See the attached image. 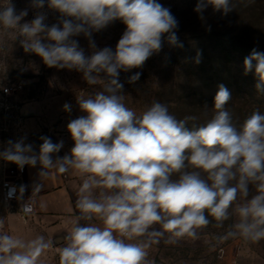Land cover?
Returning a JSON list of instances; mask_svg holds the SVG:
<instances>
[{
    "label": "clouds",
    "instance_id": "obj_1",
    "mask_svg": "<svg viewBox=\"0 0 264 264\" xmlns=\"http://www.w3.org/2000/svg\"><path fill=\"white\" fill-rule=\"evenodd\" d=\"M45 4L59 13L51 26L42 12L25 21L28 9L17 12L12 0H6L0 5V30L15 31L24 52L36 54L46 66L83 73L89 85L101 80L100 73L107 76L102 91L77 97L84 115L67 124L74 142L68 154L53 159L64 142L54 143L47 136L40 137L38 152L24 137L9 140L0 151V159L20 170L41 166V183L33 185L32 195L44 188L49 169L82 177L76 222L59 248V264H152V245L166 235L170 244L198 239V230L211 223L209 217L217 227L235 217L220 240H264V112L254 110L237 127L226 107L231 92L223 84L215 93L212 117L192 127L189 121L197 116L178 119L159 101L139 115L124 103L121 70L142 68L162 49L165 35L170 45L183 47L170 9L158 0H31L30 7L43 9ZM208 7L224 15L234 10L233 0H197L194 11L203 20ZM117 20L125 30L115 51L96 50L89 39L94 51L86 56L73 39L80 34L90 38ZM243 64L245 74L254 70L257 92L264 93V52L253 49ZM140 75L136 72L128 82L135 83ZM63 110L70 113L71 104L65 103ZM25 191L21 185L16 195L13 186L8 196L19 200ZM20 210L34 214L29 198ZM3 229L0 218V264H39L51 247L43 235L24 240Z\"/></svg>",
    "mask_w": 264,
    "mask_h": 264
},
{
    "label": "rangeland",
    "instance_id": "obj_2",
    "mask_svg": "<svg viewBox=\"0 0 264 264\" xmlns=\"http://www.w3.org/2000/svg\"><path fill=\"white\" fill-rule=\"evenodd\" d=\"M5 2L0 0V5ZM158 2L176 17V34L183 47L170 45L165 35L162 49L154 53L142 68L128 72L121 70L119 81L124 85L121 93L124 103L139 115L153 102L159 101L166 104L169 112L178 119L197 116L196 121H189L188 126L192 127L194 123L202 125L212 117L214 96L218 85L223 84L231 92L232 100L226 107L237 127L254 110L264 112V93L257 92L254 70L245 74L243 64L256 45L236 44L226 54L221 42L235 35L233 16L251 11L253 6L264 9V0H233L234 10L227 15L208 7L203 12V20L194 11L197 0ZM12 3L17 12L28 9L25 21L34 19L37 12L46 15L45 23L49 26L59 20V13L49 9L47 4L43 9H34L30 7L31 0H12ZM239 3L250 7L240 8ZM124 30L123 23L117 20L99 32H92L90 38L80 34L73 39L78 41L85 55L90 56L94 50L89 46V39L94 41L96 50L110 47L115 51ZM257 48V51L264 52ZM198 52L200 62L196 63ZM136 72L141 73L139 80L129 83V77ZM99 78L101 80L96 85H89L81 72L48 67L36 54L24 52L15 31L0 30V151L8 146L9 140L15 142L24 137L25 143L32 144L38 152L42 143L40 137L47 136L54 143L64 142L53 159L68 154L74 142L67 124L84 115L77 97L86 98L102 91V80L107 76L100 73ZM6 88L9 92H5ZM65 103L71 104L70 113L63 110ZM21 174L22 170L15 163L0 159V211L7 213L15 208L16 205L10 209L4 202L2 187L7 181L20 187ZM209 219L211 223L198 230V239L183 238L170 244L165 242L166 235L148 250V259L152 264H264V240L252 243L239 236L220 240L219 237L230 230L235 217L225 221L222 227H217L212 217ZM155 227L159 228V225Z\"/></svg>",
    "mask_w": 264,
    "mask_h": 264
},
{
    "label": "crops",
    "instance_id": "obj_3",
    "mask_svg": "<svg viewBox=\"0 0 264 264\" xmlns=\"http://www.w3.org/2000/svg\"><path fill=\"white\" fill-rule=\"evenodd\" d=\"M40 168L39 164L36 167L24 166L20 186H26V191L21 201L15 203V208L7 212V224L11 235L24 240L43 235L52 242L39 259V264H45L59 257L64 237L76 222L78 210L75 208V200L82 177L71 170L60 174L55 169H49V176L43 179L44 188L40 193L32 195L33 185L41 183L38 176ZM28 198L33 203L34 214L25 215L20 207ZM92 223L100 224V221L93 220Z\"/></svg>",
    "mask_w": 264,
    "mask_h": 264
},
{
    "label": "trees",
    "instance_id": "obj_4",
    "mask_svg": "<svg viewBox=\"0 0 264 264\" xmlns=\"http://www.w3.org/2000/svg\"><path fill=\"white\" fill-rule=\"evenodd\" d=\"M246 3H239L240 8L250 7ZM259 9V10H258ZM235 35L232 39H222L226 54L236 44L256 45V48L264 51V9L252 7L251 11H244L232 17ZM255 48V49H256ZM257 48V49H258ZM229 62V61H227Z\"/></svg>",
    "mask_w": 264,
    "mask_h": 264
},
{
    "label": "built area",
    "instance_id": "obj_5",
    "mask_svg": "<svg viewBox=\"0 0 264 264\" xmlns=\"http://www.w3.org/2000/svg\"><path fill=\"white\" fill-rule=\"evenodd\" d=\"M5 92H9V89L6 88ZM13 186L17 189L16 195H19V193H18L19 185L17 183L12 182V181H7L4 183V185L2 187V193H1L4 202L10 207V209L14 207L15 203L21 201V199L18 200L16 198V195L9 198L8 193H9L10 188H12ZM0 218L4 219V229L3 230L8 232L7 213L0 211ZM45 264H59V257L56 258L55 260H49Z\"/></svg>",
    "mask_w": 264,
    "mask_h": 264
}]
</instances>
